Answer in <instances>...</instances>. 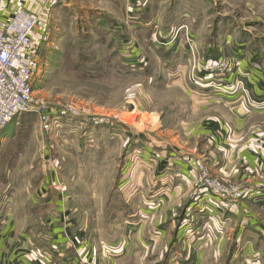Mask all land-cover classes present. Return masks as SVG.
Wrapping results in <instances>:
<instances>
[{
  "label": "rangeland",
  "instance_id": "rangeland-1",
  "mask_svg": "<svg viewBox=\"0 0 264 264\" xmlns=\"http://www.w3.org/2000/svg\"><path fill=\"white\" fill-rule=\"evenodd\" d=\"M33 40L37 105L0 132V217L11 213L0 264L55 259L61 229L82 233L92 245L76 257L96 253L98 264L99 250L126 241L131 264H229L230 236L223 253L212 237L200 239L204 253L187 247L197 236L176 237L190 226L211 235L200 217L211 201L195 177L183 193L170 164H203L236 185L207 164L214 146L201 127L222 109L199 100L204 88L247 89L241 75L264 47V0H68L39 14Z\"/></svg>",
  "mask_w": 264,
  "mask_h": 264
},
{
  "label": "crops",
  "instance_id": "crops-1",
  "mask_svg": "<svg viewBox=\"0 0 264 264\" xmlns=\"http://www.w3.org/2000/svg\"><path fill=\"white\" fill-rule=\"evenodd\" d=\"M32 5L31 0H0V20H7L17 6L31 10ZM251 55V53L248 54V56ZM259 56L260 58L255 57V61L250 60L252 64H246L244 73L241 75L246 82V95L239 89L226 95L217 89L204 88L205 92L201 93L199 100L202 103L215 104L223 110L213 115L211 121H207L206 125L203 123L201 127L206 141H210V145L214 146L209 152L204 151L207 164L215 175L236 182V185H232L243 190L244 194L239 198L229 197L227 200L210 197L209 211H205L200 216L201 225L204 226L206 223V226L213 229L210 236L208 232L212 230L196 228V231H192L191 226H187L186 230L176 231V237L190 236L189 241H194L193 239L197 236V242L187 247L190 248L189 251L201 253L208 249V246L202 243L205 240L204 237H212L210 244H213V250H211L213 253H223L225 252L224 238L230 236L234 245L227 250V252L231 250L230 253H232L229 264H264V47ZM256 59H258L257 62ZM210 137H214V141ZM172 156L174 158L176 155ZM174 162L179 165L178 170L186 179L184 182L186 184H181L180 188L183 193H188L189 189H193L191 181L195 177L196 169L190 168L189 162H178L175 158L170 165ZM187 184H191L189 188L185 186ZM176 194L173 192L171 194L173 196L169 199L172 200ZM205 199L202 200L203 203L207 201ZM195 201L189 204L192 206ZM228 202L232 205L231 208L225 207V203ZM194 212L190 216L192 222L196 220L193 215L198 216V213ZM10 214L5 213L0 217V253L8 251L11 253ZM212 221H214L213 224H210ZM158 233L156 241L162 237L164 231ZM173 233L175 232H172V235ZM82 237V233H72L69 229H61V234L58 233L55 236L58 244L55 252L56 258L52 259V256L47 253L48 256L44 255L42 261H45V264L53 262L64 264L75 261L76 251L81 248V243H85V246L89 245V248L92 245L86 239L81 240ZM129 243L130 241H126L125 247L121 246L119 250H111L113 254L108 246L103 247V250H99L101 254L103 253L101 256L104 260L100 264H131L127 258L133 247L132 243L130 245ZM39 261L43 263L40 259ZM200 264L205 263L200 262Z\"/></svg>",
  "mask_w": 264,
  "mask_h": 264
},
{
  "label": "built area",
  "instance_id": "built-area-1",
  "mask_svg": "<svg viewBox=\"0 0 264 264\" xmlns=\"http://www.w3.org/2000/svg\"><path fill=\"white\" fill-rule=\"evenodd\" d=\"M31 1L32 4L38 6V14L35 8L29 10L23 6H17L7 20H0V132L10 123L16 122L20 116L35 108L37 100L34 99L32 75L37 44L33 40V32L39 23V14L50 10L52 5L62 4L68 0ZM238 62L236 60L235 64ZM227 65L225 66L228 67ZM216 66V64H208L204 69L213 71ZM217 89L225 94L234 92L235 89L247 94L243 81H237L236 85L232 83L231 86L220 85ZM195 169V178L200 186L199 192L207 195L205 200H210L209 197L227 200L229 197L239 198L244 194L243 190L223 185L219 180L212 178L205 165L198 164ZM88 254L78 255L75 261L64 264L99 263L96 253L89 252Z\"/></svg>",
  "mask_w": 264,
  "mask_h": 264
}]
</instances>
